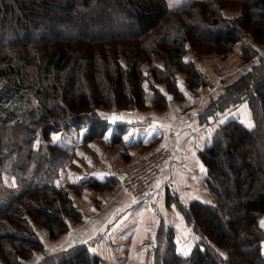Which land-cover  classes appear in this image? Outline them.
<instances>
[{
    "label": "trees",
    "instance_id": "1",
    "mask_svg": "<svg viewBox=\"0 0 264 264\" xmlns=\"http://www.w3.org/2000/svg\"><path fill=\"white\" fill-rule=\"evenodd\" d=\"M235 50L246 68L200 121L246 104L252 126L227 120L200 152L214 203L168 196L198 241L185 256L172 234L159 238L157 263L264 264V0H0V185L10 176L26 189L0 196V264L44 248L34 224L56 239L81 218L54 183L72 149L51 144L53 134L87 124L84 143L103 137L102 109L145 110L151 72L197 96L210 80L188 53L225 59ZM155 93L153 107L166 111L168 97ZM39 264L104 261L77 245Z\"/></svg>",
    "mask_w": 264,
    "mask_h": 264
},
{
    "label": "crops",
    "instance_id": "2",
    "mask_svg": "<svg viewBox=\"0 0 264 264\" xmlns=\"http://www.w3.org/2000/svg\"><path fill=\"white\" fill-rule=\"evenodd\" d=\"M230 58L234 62L230 67L218 63L215 71L219 75L206 74L209 67L202 66L211 85L197 96L189 97L186 88L173 90L179 99L172 92L177 101L168 99L166 111L156 110L151 105L149 110L138 111V114L110 112L111 120L104 136L89 143H84L86 133L80 131L51 136V143L69 145L72 149L70 162L60 169L54 183L69 193L81 218H70L68 230L56 239L51 238L47 227L38 225L40 239L47 246L46 254L84 245L101 257L104 264H152L153 249L159 238L172 234L177 247L179 240H191L190 228L176 206L169 203L168 196H176L179 203L185 205L195 201L214 203L200 152L211 143L217 128L225 121L236 119L251 124V119L245 117L250 114L246 104L218 115L211 122L200 121L203 110L222 91V85L246 68L239 53ZM160 90L169 97L168 91ZM114 136H120L121 142L114 144ZM163 146L173 150L160 181L166 189L151 200L126 193L116 170Z\"/></svg>",
    "mask_w": 264,
    "mask_h": 264
},
{
    "label": "rangeland",
    "instance_id": "3",
    "mask_svg": "<svg viewBox=\"0 0 264 264\" xmlns=\"http://www.w3.org/2000/svg\"><path fill=\"white\" fill-rule=\"evenodd\" d=\"M232 12L234 11V13H236V10H231ZM235 53H237V51L235 50L234 52H231L229 55H228V57L227 58H223V57H220V56H218V55H216V54H212V55H207V56H198V55H196V53H191V52H189L188 54H189V57L191 56V57H194L196 60H198V67H200L201 69H202V66H208L209 67V71H208V73H206V74H213V73H217L218 74V72H216L215 70L217 69V65H218V63H224V67L225 68H227V67H230V66H232V64L234 63V62H231L232 61V59L230 58V57H232L233 55H238V53L237 54H235ZM261 53V52H260ZM262 54V53H261ZM238 64V63H237ZM237 64L235 65V66H237ZM239 64H241V63H239ZM238 64V65H239ZM244 64V63H243ZM245 65V64H244ZM246 66V65H245ZM219 75V74H218ZM218 75H216V76H218ZM150 78L148 79V81L147 82H144V87H145V89L146 90H148V95L146 96V102H148L147 103V105H146V110H149L150 109V107H151V105H152V102H154L155 101V99H156V91H159V92H161V90H160V88H162V91H164V92H166V91H168L169 92V96L170 97H172V101L175 99L174 97H173V94L175 95L176 93H174V91L175 92H178V88L180 87V88H182V89H185L186 88V85H183L182 83H184V82H177V83H173L172 81H171V79H169V80H166V81H162L161 83H158L156 80H155V77H154V74L151 72L150 73ZM219 78V77H218ZM218 78H216V80H218ZM234 78H236V76L234 77ZM233 78V79H234ZM232 79V80H233ZM215 80V81H216ZM181 84V85H180ZM185 84V83H184ZM227 83H225V84H223L222 85V89H223V87L226 85ZM176 85H178V86H176ZM211 85V84H210ZM175 89H177V91L175 90ZM171 90V91H170ZM174 90V91H173ZM171 92V93H170ZM172 92H173V94H172ZM162 93V92H161ZM176 99H179V95H178V93L176 94ZM175 99V100H176ZM177 101V100H176ZM113 111H117V110H106V109H102L101 110V112H100V117L103 119V121L104 122H106L107 123V128H106V131L108 130V128H109V123H108V120L110 121L111 120V118H110V115H109V113L110 112H113ZM120 111H124V110H120ZM247 112H248V114H249V111L247 110ZM132 113V112H131ZM134 113V112H133ZM135 113L136 114H138V112H136V110H135ZM240 113H242L241 112V110H240ZM105 116V117H104ZM245 117L248 119V117H249V119H251V116H250V114H249V116L247 115V114H245ZM250 121H252V120H250ZM88 126L89 125H84L81 129H71V130H65V131H67V132H69V133H73V134H75V133H77L78 131H80L81 132V134H87V132H88ZM247 126H249V124L247 125ZM84 130V131H83ZM65 131H62V132H60V133H63V132H65ZM106 133V132H105ZM55 134H57V133H55ZM85 134V135H86ZM54 135V134H53ZM51 143V142H50ZM51 144H53V143H51ZM37 146V145H36ZM67 146H69V145H67ZM167 146H163V147H160V148H158V149H156V150H154L153 152H155V151H158V150H160V149H163V148H166ZM167 148H169V147H167ZM153 152H151L150 154H152ZM150 154H148V155H150ZM172 154H173V150H172ZM172 154H171V157H172ZM148 155H146V156H148ZM145 157V156H144ZM142 157H140V158H138V160L139 159H141ZM137 160V159H136ZM133 161H135V160H133ZM62 168V167H61ZM4 183L3 184H1L0 185V196L2 197V198H5V195L7 196L8 195V192L9 191H12L14 194H23L25 191H26V189L25 188H21V187H17L16 185H15V181H14V179L13 178H11L10 176H5L4 177ZM161 185V184H160ZM161 186H164V185H161ZM63 189V188H62ZM165 189H166V187H165ZM164 189V190H165ZM9 190V191H8ZM65 190V189H64ZM164 190H162V191H164ZM66 191V190H65ZM162 191L160 192V193H162ZM67 192V191H66ZM68 195H69V193H68ZM35 225H41V224H34L33 225V228H34V231H35V233L37 234V236H38V238H40V232L37 230V229H39L40 227L38 226H35ZM191 230V229H190ZM191 234H192V237H191V240L190 241H188L187 239H184V240H179L178 241V248H179V251L182 249L183 250V252H185V251H190L191 249H192V246L193 245H195V243H197V241H198V237L195 235V234H193V232H192V230H191ZM41 240V239H40ZM188 241V242H187ZM42 243H43V247L44 248H41V249H38L37 251H34L33 252V254L28 258V259H24L23 260V263L22 264H39V262L40 261H42V260H44V258H45V256L46 255H50V254H46L47 253V246H46V243H44L43 241H42ZM156 247H157V245H156ZM156 247L153 249V253H154V261L152 262V264H163V258H161V261H159V263H157V261H156V257H155V251H156ZM219 251H220V253H223V254H225L226 253V249H219ZM166 252V251H165ZM164 252V253H165Z\"/></svg>",
    "mask_w": 264,
    "mask_h": 264
},
{
    "label": "built area",
    "instance_id": "4",
    "mask_svg": "<svg viewBox=\"0 0 264 264\" xmlns=\"http://www.w3.org/2000/svg\"><path fill=\"white\" fill-rule=\"evenodd\" d=\"M171 154L172 149L166 147L118 168L116 174L126 193L144 200L157 197L165 189L160 181Z\"/></svg>",
    "mask_w": 264,
    "mask_h": 264
},
{
    "label": "snow or ice",
    "instance_id": "5",
    "mask_svg": "<svg viewBox=\"0 0 264 264\" xmlns=\"http://www.w3.org/2000/svg\"><path fill=\"white\" fill-rule=\"evenodd\" d=\"M168 99L171 100L172 97L169 96ZM114 118H115V117H114ZM251 126H252V125L249 124V127H251ZM127 139H128V137L126 136V137H125V140H127ZM260 227H261V228H264V220H261V221H260ZM184 255L187 256V255H188V252L185 251V252H184ZM221 255H223V253H221Z\"/></svg>",
    "mask_w": 264,
    "mask_h": 264
}]
</instances>
